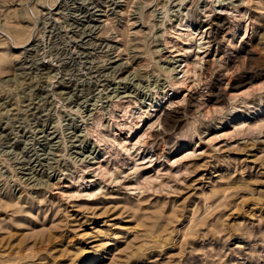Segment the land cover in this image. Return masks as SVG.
<instances>
[{"label":"rangeland","instance_id":"374dc122","mask_svg":"<svg viewBox=\"0 0 264 264\" xmlns=\"http://www.w3.org/2000/svg\"><path fill=\"white\" fill-rule=\"evenodd\" d=\"M263 108L264 0H0V264H264Z\"/></svg>","mask_w":264,"mask_h":264},{"label":"bare ground","instance_id":"6f19581e","mask_svg":"<svg viewBox=\"0 0 264 264\" xmlns=\"http://www.w3.org/2000/svg\"><path fill=\"white\" fill-rule=\"evenodd\" d=\"M226 10V9H225ZM228 12V11H227ZM204 21V20H203ZM185 27V26H184ZM206 31V30H205ZM198 31H196V34H199V35H201L202 34V32H199V33H197ZM204 32V31H203ZM201 38V37H200ZM198 40V39H197ZM163 50H165V52L164 53H162V55L163 54H167V53H169L168 51H166V49H163ZM179 51V50H178ZM161 55V54H160ZM161 55V56H162ZM170 58H174V61H173V63L172 64H174V68L172 69L173 71H174V69L176 70H178V71H176V72H178V73H181V74H185L186 73V71H185V69L187 68V63H186V61H184L183 59H177L178 58V56L177 55H175V56H173V57H170ZM176 58V59H175ZM169 59V58H168ZM175 64H178L177 66H175ZM176 79V78H175ZM158 96V95H157ZM254 104V103H253ZM255 107V106H254ZM264 109V108H263ZM256 111V110H255ZM254 111V113H251L250 115H254V114H256V112ZM257 117V116H256ZM99 167V166H98ZM97 167V168H98ZM91 181V180H90ZM89 183V182H88Z\"/></svg>","mask_w":264,"mask_h":264},{"label":"built area","instance_id":"2783aa9c","mask_svg":"<svg viewBox=\"0 0 264 264\" xmlns=\"http://www.w3.org/2000/svg\"><path fill=\"white\" fill-rule=\"evenodd\" d=\"M167 96H168V97H171V96H172V93H167Z\"/></svg>","mask_w":264,"mask_h":264}]
</instances>
